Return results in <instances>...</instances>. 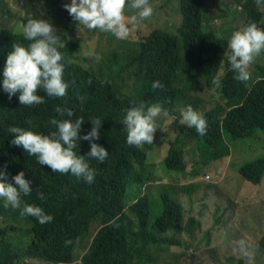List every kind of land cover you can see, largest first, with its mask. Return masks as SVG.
<instances>
[{"label": "trees", "instance_id": "trees-1", "mask_svg": "<svg viewBox=\"0 0 264 264\" xmlns=\"http://www.w3.org/2000/svg\"><path fill=\"white\" fill-rule=\"evenodd\" d=\"M218 2L149 0L150 5L158 4L152 18L172 10L181 23L180 26L166 23L163 28H155L150 37L138 41L139 25H129L128 37L117 39L111 33L89 31L77 25L64 8V29L99 36L94 53L102 59L96 62L84 52L83 39H66L64 33H57L65 44L58 51L65 65L63 79L69 85L67 94L61 98L49 97L40 89L37 94L44 98V103L30 107L20 105L18 95L9 99L3 90V69L13 42L27 47L30 41L24 39L22 32L0 24V171L6 170L7 182L14 186L12 177L23 171L33 190L28 196H22V200L41 207L53 217L51 222L41 224L35 217L20 215L19 209L4 207L0 199V264H15L19 255L38 264L77 261L80 264H157V260L166 262V256L161 254L175 246L183 252L173 255L176 262L168 264H180L189 249H194L181 238L184 232L193 234L199 225L192 211L185 209L186 197L180 196L183 189L161 187L156 196L147 192L145 185L152 178L142 175V170L153 165L148 164L151 147L148 143L140 148L130 146L123 119L127 108L141 102L158 103L167 111V116L175 119L176 136L162 160L169 171L182 166L184 151L190 143L209 155L215 144L224 142L226 136L246 139L256 130H264V51L250 64L247 81L234 79L236 74L230 69L227 55L230 53L228 32L235 30L226 28L223 20L215 24L205 16ZM238 6L246 14L244 26L255 22L264 30V0L260 6L255 0H233L227 4L225 13L234 19ZM10 12L8 2L0 0V16ZM131 14L126 8V19ZM222 53L224 70L219 79H214L213 73L221 67ZM154 81L161 82L163 87L153 89ZM205 85L216 88L220 102L203 115L207 122L206 134L199 135L194 127L181 123L179 109L192 103L189 95L201 91ZM57 106L72 110L73 122L84 118L81 136L91 131V119L102 120L100 139L95 143L105 147L108 156L102 163L87 160L95 171L92 183L83 178L78 180L71 173H54L48 166L40 165L35 156L28 155L22 146L11 143L15 137L8 131L10 126L44 135L55 131L49 121L60 119L55 111ZM224 149V154H228L226 144ZM74 151L86 155L90 151L89 141H77ZM239 174L245 181L264 187V157L242 165ZM41 191L43 200L38 198ZM6 220L14 225L3 227L2 222L6 224ZM95 220L100 223L99 230L87 249L79 253L76 245L89 234ZM221 220L222 215L217 221ZM209 241L211 230H204L196 241L197 249ZM259 243L264 250V236Z\"/></svg>", "mask_w": 264, "mask_h": 264}, {"label": "clouds", "instance_id": "clouds-1", "mask_svg": "<svg viewBox=\"0 0 264 264\" xmlns=\"http://www.w3.org/2000/svg\"><path fill=\"white\" fill-rule=\"evenodd\" d=\"M255 3L260 6L262 0H255ZM64 7L77 25H82L89 31L111 33L117 39L127 38L130 33L129 25L136 27L153 14L149 0H71V3L65 4ZM126 8L132 13L127 19ZM26 20L22 34L30 43L25 47L13 42L3 69V90L9 99L18 95L20 105L30 107L44 103V98L37 94L38 90L42 89L49 97L61 98L67 94L69 85L63 79L65 65L61 63L62 54L58 51L59 48L65 47V44L56 34V29L49 21L34 18L33 15H29ZM228 48L230 53L227 60L230 69L236 74L234 79L247 81L250 77L248 72L250 64L264 51V30L258 28L255 22H249L231 34ZM88 55L96 62L102 59L94 52H89ZM162 87L163 84L159 81L152 83L153 89ZM55 111L60 119L52 118L49 121L55 127V131L44 135L10 126L8 131L15 137L11 143L22 146L28 155L35 156L40 165L48 166L54 173H71L78 180L83 178L86 182L92 183L95 171L87 160L95 159L102 163L108 156L107 149L95 143L100 139L99 129L102 120L91 119V131L81 136V126L85 122L83 117L73 122L70 119L74 115L72 110L57 106ZM161 114L168 115L158 103L146 105L141 102L127 108L123 119L127 143L137 148L145 143L152 144L158 129L157 118ZM65 116L68 119L64 118ZM181 123L194 127L199 135L206 134L205 118L191 106L183 111ZM81 140L90 143V151L83 156L74 151L77 148V141ZM12 180L15 186L7 182L6 170L0 171V199H3L4 207L19 209L20 215L35 217L41 224L51 222L53 217L45 214L41 207L22 200V196H28L33 190L30 187L31 181L25 179V173L19 172ZM38 198L45 199L42 191L38 193ZM67 243L70 241H66ZM234 243L251 264L253 258L251 245L245 239H239Z\"/></svg>", "mask_w": 264, "mask_h": 264}, {"label": "rangeland", "instance_id": "rangeland-1", "mask_svg": "<svg viewBox=\"0 0 264 264\" xmlns=\"http://www.w3.org/2000/svg\"><path fill=\"white\" fill-rule=\"evenodd\" d=\"M6 1L11 12L0 16L2 27L14 32H22L23 24L27 22L26 18L33 15L34 18L49 21L54 25L56 34L64 33L66 39L77 37L83 39L85 53L95 52L99 36L88 35L81 31L67 32L62 25L66 19L64 5L70 4L71 0ZM56 1L59 3H52ZM229 2L233 0H219L211 7L210 12H205V16L215 24L223 20L227 25L226 28H234L236 31L245 25L246 14L241 13V7L238 6L233 16L234 19L227 15L225 8ZM156 5L158 4L151 5L153 12L156 11ZM208 8H210L209 4ZM166 23H175L176 26H180L181 22L179 23L178 15L172 10L159 14L157 18L150 17L139 24L137 41L150 37L155 28H163ZM233 32L228 33L231 36ZM221 56V67L213 73L214 79L222 76L223 53ZM183 87L184 85L181 86V90ZM189 100L192 103L179 109L181 114L188 106H191L203 116L211 107L220 102V97L215 87L209 88L205 85L201 91L189 95ZM174 121L175 119L163 114L157 118L158 129L154 134L153 143L149 144L151 148L148 150V164L153 163V165L144 168L142 175L152 178L145 188L147 192L154 193V196L156 192H161V187L183 189L180 196L183 194L186 197L185 209L191 210L194 218L199 220V225L195 226L193 234L190 232L181 234V238L188 245H193L194 249H189V252L182 257L180 264H249L248 258L239 252L234 243L239 239H245L251 245L250 251L253 252L251 264H264V250L259 243L264 236V187L245 181L239 174V168L242 165L264 157V131L256 130L251 137L246 139H231L226 136L224 142L220 140L215 144L214 149L208 153L209 155H205L206 153L198 146L190 143L185 149L182 166L174 168L175 171H169L162 160L176 136ZM224 144L228 146V154H224ZM220 215L223 216V220L218 222ZM10 225L14 224L7 220L6 224L2 222L3 227ZM99 226L98 220L91 224L89 234L76 245L79 253H83L90 245ZM204 230H211V241L197 249L196 241ZM182 252L178 246L172 247L167 253L161 254L166 256V262L157 260L156 263L176 262L173 255ZM15 264L38 263L19 255ZM73 264L80 263L77 261Z\"/></svg>", "mask_w": 264, "mask_h": 264}]
</instances>
